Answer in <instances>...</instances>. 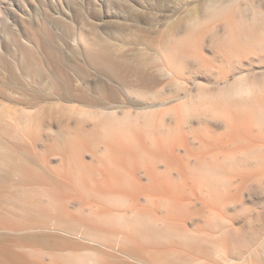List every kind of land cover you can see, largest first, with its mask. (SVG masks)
I'll list each match as a JSON object with an SVG mask.
<instances>
[{
  "label": "bare ground",
  "instance_id": "bare-ground-1",
  "mask_svg": "<svg viewBox=\"0 0 264 264\" xmlns=\"http://www.w3.org/2000/svg\"><path fill=\"white\" fill-rule=\"evenodd\" d=\"M152 1V13L167 17L180 11V15L171 23L164 22L163 29L153 31L154 35L141 29L131 31L130 36L145 46L132 56L121 53L118 36L101 33V27L95 21L87 20L86 28L80 30L75 38L80 44L83 64L77 61L64 63L58 51L46 45L49 35L43 22H39L36 25L38 29L33 32L26 30L24 38V34L15 32L13 36L19 47L15 61L6 60L0 48V95L12 97L22 105L14 108L5 104V100L0 101V153L5 151L12 156L19 147L26 162L34 161V168L44 175L60 182L72 177L78 186L86 188L84 192L89 189L90 194L96 193L118 202L122 200L121 204L125 201L135 203L138 193H143L146 200H162L174 212L181 202L177 195H169L171 192L168 193L167 185L171 182L168 184L166 179L176 176L183 180L181 188L187 185L188 177L207 184L203 188L212 190L210 197L213 195L214 200L221 201L222 205L224 199L234 197V193H229L228 197L227 192L244 189L248 185V177L264 183V66L257 67L249 75L244 68V65L253 66L254 62L264 65V6L249 0L242 13L240 5H236L237 0ZM22 16H18L20 23L27 25ZM206 50L210 52L209 58ZM5 71H8L12 87H3L2 83L8 79L1 78ZM93 72L101 74V81L89 79ZM202 74L209 78L203 81L200 78ZM229 75L232 79L228 78ZM189 80L195 87L194 92L189 87ZM25 83L44 93L32 92L26 97L25 93L18 91ZM54 126L58 134L55 142L61 144V148L56 146V149L63 151L56 156L57 168L49 166L47 158L38 160L28 152L29 142L37 144L39 141L34 137L38 132L34 131L38 130L39 135L40 131L49 133ZM52 147H47L49 155ZM84 151L89 152L96 164H82L79 154ZM242 166L253 167L252 174L244 173ZM11 171L24 175L28 172L15 167ZM140 175L147 183H141ZM193 179L192 183L195 182ZM196 184L191 185L196 189ZM238 193H235V198ZM201 194L204 196L203 192ZM42 195L51 205L56 201L49 192ZM182 199L185 200L183 195ZM205 200L201 201V211L208 208ZM134 205L129 216L134 217L132 221L135 222L130 225L132 227L138 220L140 225L136 224V227H143L145 231L143 228L140 230L144 235L146 231L150 234L153 231L152 235L157 236L154 238H161V241L167 239L168 234L175 238L169 235L167 241H188L198 239V233H202L176 228V224L177 227L180 224L173 221L175 215L172 211L165 213L167 217V213L170 214L166 220L163 216L156 218L157 214L152 216L150 211L143 213L137 208V203ZM89 210L93 211L94 207L91 205ZM112 210L111 215L116 218L124 215L122 210L123 215L112 214ZM211 210L208 212L214 217L212 219L223 218L222 214L219 218L218 209ZM98 212L100 217L105 215L103 211ZM147 218L159 224L158 229L154 227L155 230L149 231L153 226L145 229L143 220ZM225 220L228 222L227 218ZM136 231L135 234L143 235L139 229ZM213 232L211 237L217 235ZM75 233L78 234L77 231ZM92 233L90 235L96 236ZM132 233L135 235L134 231ZM150 234H147L148 238ZM252 236L254 242L259 240L257 232L254 231ZM214 237L211 245L205 242L204 246H212L211 250L210 247L206 249L210 253L214 250L228 261L231 247L228 248L227 242H214ZM190 247L192 249V245ZM204 248L200 249L205 251ZM262 249L264 237L260 241L259 250ZM80 255H74L71 260L75 257L81 261L83 256L80 258ZM98 259L100 261L101 258Z\"/></svg>",
  "mask_w": 264,
  "mask_h": 264
},
{
  "label": "rangeland",
  "instance_id": "rangeland-1",
  "mask_svg": "<svg viewBox=\"0 0 264 264\" xmlns=\"http://www.w3.org/2000/svg\"><path fill=\"white\" fill-rule=\"evenodd\" d=\"M151 1L152 0H0V48H2V51L5 53L6 60L15 61L19 47H17L18 44L14 39L13 34L18 32V34L23 35L26 30H31L33 32L35 31V28L38 29L36 25H38L39 22H43L49 35V40L46 45L57 50L64 63L69 64L73 61H77L83 64L84 58L80 53V44L75 38L80 30L86 28V21L89 20L95 21L99 24L101 27L99 31L101 33L107 35L108 32L111 35L114 34V37L118 36L119 51L127 56H132L140 53L145 46L142 45L140 41H136L130 36L131 31L141 29L143 32L153 33L154 35L155 33L153 31L156 32L157 29L162 28L164 22L171 23L180 15V11L174 13L173 16L169 15L167 17L158 12L152 13L151 4L153 1ZM237 1L236 5H240V10L243 13L245 12L246 4L252 0ZM254 1L255 3L258 2L264 6V0ZM18 16H22L27 22V25L20 23V18ZM25 36L26 35L24 34L22 38ZM205 52L207 58H209L211 56L210 52L208 53V50ZM244 63H247V61L244 60ZM252 64L253 66L244 65L248 75L253 74L257 67L264 66L257 62ZM1 78H8L2 83L4 88L12 87L9 82L8 71H5L1 75ZM100 78L101 74L94 72L89 76V79L97 82L101 81ZM200 78H202L203 81H206L209 76L202 74ZM228 78L232 79V76L229 75ZM190 81L191 80H189V87H191L192 92H194L195 87ZM18 91L25 93L26 97H29L27 94L32 92L38 95L44 93L43 90L31 88L30 85H27L26 83L22 90L18 89ZM1 100H5V104L14 108L22 105L14 101V98L8 97L7 95H0V101ZM53 128V131H50L49 133L46 131H40V135L39 131L35 130L34 133H38L37 135L34 134V137H38L36 139H39V141L37 144H31L32 142H29L30 146L28 152L30 154L32 153L33 158L37 156L38 160L41 158H47L49 166L57 168L59 162L56 156L63 151L56 149L58 146L60 147L61 144L55 142L58 134L56 126ZM215 130L218 132L220 131L217 129ZM48 146H54L52 147V150L55 154H52V151L49 155V152H47ZM196 146L197 145L194 144V147ZM79 158H81L83 165L93 166L96 164V162L91 159L88 151L79 154ZM14 167L27 169L28 172H26L25 175L14 174V172L11 171ZM242 167L240 168L248 176L252 174L253 167ZM140 176H142L140 178L141 183H147V180L143 175ZM170 177H167L168 179L165 178L167 183L171 182L167 185L168 193L171 192L169 193L171 196L177 195L176 197H179V202H181V205L179 204L178 207L180 210L177 208L174 212L172 211L173 209L168 206L169 204L162 200L155 199L152 201L153 203L146 200L143 193H138L139 195L136 196L135 203L125 201L121 204L123 202L122 200H119L120 202H118V200L116 201L111 198L101 197V195L93 192L96 195L95 197L94 194L88 193V191L90 192L89 189H87V192H84L83 190L86 188L83 186L81 187V185L78 186L77 182L73 181L72 177H69L65 182H60L44 175L42 172L34 168V161L26 162L25 154L19 147H17L12 156L8 155L5 151L1 152L0 264H75V262H78V264H91V262H94V264H98L99 262L101 264H144V261L149 262V264L150 262L154 264H159V262H161V264H264V249L261 251L259 250L260 241L264 237V183L252 181L251 176L248 177V185H246L244 189H238L239 191L232 189L230 192L226 193L228 197H230V194L232 195L234 193V197L231 196L234 200L231 197V199L225 197L227 199H224L222 202L223 204L221 205V201H215L216 199L213 195H211V197H213L212 200H215L211 201L210 191L212 190L209 191L203 188L206 187L205 185L207 184L203 185V183L196 181V179L188 177L187 185L184 188H181L180 185L183 180L181 181L176 176ZM192 179L195 181L193 182L194 185L196 182L200 183L196 184L198 185L196 186V189L192 186ZM88 186L91 187L92 185L88 184ZM190 186L196 191H192ZM199 188L200 191H203L200 192L198 190ZM150 190H153V188ZM235 190L240 192V194ZM44 192H49V194L56 199L52 205L49 204L45 196L42 195ZM192 192L197 194L195 195ZM202 192L204 196H202ZM235 193H238L237 198H235ZM182 195L185 200L182 199L181 201ZM185 195L188 198H186ZM198 196L202 200L206 199L205 202L207 201L208 203H211H207L208 208L204 207L206 213L201 211L203 210V206L201 205L202 200H200ZM110 201L116 202L117 204ZM136 203L137 208H140L139 210L147 214L150 211L152 216L157 214L155 216L156 218L157 216H163L162 218L165 217L167 220V218L170 217V214L167 213V217L165 213L172 211L175 215L173 221H178L175 223L180 224L178 227L177 224L176 226L174 225L176 228L191 232H194L193 230L197 232L198 230V232L202 231V233L197 232L199 235L198 239H189L190 241H193L192 244H190L189 240L186 241L187 239H184L186 242H184L183 239L182 241L179 239H169L170 241H167L170 234L166 236L167 239L163 237L165 239L161 241V238L159 240V238H154L155 235H152V229H154V227H157L158 229L160 225L155 224L152 218L149 219L153 223L147 218L143 220V222L146 223L145 229H150L152 226L153 228L149 230L152 231L151 234L149 231V233H146V231L144 235V228H140V226H138V228L136 227L137 225H140L137 224L138 220L136 221L137 225H134V223L132 227L130 225L131 222H135L132 221L135 218L129 215H131L130 212L136 206L134 205ZM217 204L219 207L216 206ZM91 205L94 207L95 211L89 210ZM102 205L106 208H103ZM166 205L167 207H165ZM128 207L130 208L127 209ZM96 208H98V210ZM109 208L113 209L112 214L114 212L119 214L123 213L128 218L123 214L122 215L125 218L123 216L121 218L112 216ZM167 208H171V210H168ZM214 208L219 210V218L222 214L221 217L224 219L221 218V220H216V218H211L213 217L212 215L209 216L210 214L208 211L210 209H212L211 211H215ZM105 209L106 211H104ZM98 211L105 212V215H101L100 217ZM102 217L103 219H101ZM225 217L228 219V222L231 223H228L227 220H225ZM122 218L126 220H123ZM108 219H111L112 221H109ZM119 219H122V221H119ZM118 221L121 224H119ZM222 221L224 223H222ZM225 222L229 224V227H226L227 224ZM125 223H128L126 227L130 226L128 227L129 229L131 228L130 230L125 227ZM134 226L136 229H139V232L141 231L144 236L150 234L151 239H149L150 235L149 238L147 235L146 238L148 239H146L143 235L135 234L137 231L135 228V230L133 229ZM127 229L130 232L133 229L135 235H133V231L130 234ZM226 230L229 232V235L226 234ZM76 231L78 234L75 233ZM216 231L218 233H216ZM254 231L259 234V240L257 242H254L253 240L252 234ZM92 232L96 236L90 235ZM196 232L194 233L197 234ZM209 232L211 234L213 232L217 235L214 237L213 234L211 237ZM97 234L99 237H97ZM173 237L175 238V236ZM213 237L216 238L214 242H227L226 244L228 245V248L231 247L228 251V261H225L226 259L224 258V260L223 257L221 258L222 255L219 254V256L217 255V252H213V249L210 253V251H208L209 249H206L210 246H204L205 242L208 245L209 243L211 245ZM203 240L204 242H202ZM194 241L196 243H194ZM191 245L192 249L190 247ZM197 245L199 247H197ZM200 248H204L205 251L207 250L208 252H205ZM211 248L212 246L210 247V250ZM251 249L253 250L252 252ZM97 251L99 252L97 253ZM74 255H80V258L82 257L81 261H77L75 257L74 260L76 261L71 260ZM95 255H97L98 258H101L100 261ZM130 255L134 257H131ZM91 257L93 259L95 258L94 260L97 258L98 262L97 260L94 261ZM140 259H143L144 261ZM82 261L84 262L82 263ZM196 261L201 262L197 263Z\"/></svg>",
  "mask_w": 264,
  "mask_h": 264
}]
</instances>
